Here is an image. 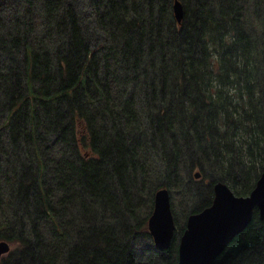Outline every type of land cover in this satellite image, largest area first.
Masks as SVG:
<instances>
[{
	"label": "trees",
	"instance_id": "1",
	"mask_svg": "<svg viewBox=\"0 0 264 264\" xmlns=\"http://www.w3.org/2000/svg\"><path fill=\"white\" fill-rule=\"evenodd\" d=\"M0 0V264H178L214 184L264 165V0ZM199 170L201 176L195 177ZM167 187L177 227H148ZM214 264H264L255 208Z\"/></svg>",
	"mask_w": 264,
	"mask_h": 264
},
{
	"label": "water",
	"instance_id": "2",
	"mask_svg": "<svg viewBox=\"0 0 264 264\" xmlns=\"http://www.w3.org/2000/svg\"><path fill=\"white\" fill-rule=\"evenodd\" d=\"M173 10L177 22L181 23L184 17L181 0H174ZM200 176L201 172L197 170L195 177ZM255 208L264 218V165L254 188L247 195H238L227 183L216 182L212 203L187 217L178 247V264H214L233 238L251 223ZM148 227L158 249L164 250L171 245L177 226L169 188L161 187L155 191ZM10 249L11 243L1 239L0 256Z\"/></svg>",
	"mask_w": 264,
	"mask_h": 264
},
{
	"label": "rangeland",
	"instance_id": "3",
	"mask_svg": "<svg viewBox=\"0 0 264 264\" xmlns=\"http://www.w3.org/2000/svg\"><path fill=\"white\" fill-rule=\"evenodd\" d=\"M176 226H177V224H176Z\"/></svg>",
	"mask_w": 264,
	"mask_h": 264
}]
</instances>
